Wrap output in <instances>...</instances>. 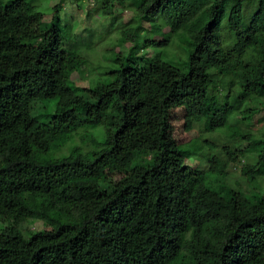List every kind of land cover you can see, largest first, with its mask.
<instances>
[{"label":"trees","instance_id":"16d2710c","mask_svg":"<svg viewBox=\"0 0 264 264\" xmlns=\"http://www.w3.org/2000/svg\"><path fill=\"white\" fill-rule=\"evenodd\" d=\"M128 1L102 0L101 15L113 19ZM252 1L142 0L143 16L120 29L131 48L113 61L107 81L86 88L71 81L74 50L57 38L60 6L54 32L37 36L24 29L32 5L0 0V219L11 222L0 229V264H264V196L223 197L209 179L225 177L239 151L223 147L225 160L206 155L208 172L192 168L170 122L182 109L186 128L200 122L206 133L230 135L264 106L255 99L256 85L264 95V0L247 17ZM223 17L234 38L229 49ZM158 21L178 30L192 21L179 34L183 69L156 50L165 44L145 37V48L158 53L139 56L143 23ZM219 87L225 103L214 99ZM129 99L132 117L124 112ZM93 128L99 141L87 135ZM239 132L230 136L247 142L242 154L255 155L241 170L253 182L264 177V130ZM75 137L92 148L71 146L56 157ZM27 220L51 231L24 235L17 227Z\"/></svg>","mask_w":264,"mask_h":264},{"label":"rangeland","instance_id":"374dc122","mask_svg":"<svg viewBox=\"0 0 264 264\" xmlns=\"http://www.w3.org/2000/svg\"><path fill=\"white\" fill-rule=\"evenodd\" d=\"M7 0H4L6 2ZM16 7L20 10L26 9L25 2L34 7V12L29 15L30 24L24 26V29L39 36L42 33H52L51 20L54 15V8L60 6L58 17L60 20L61 34L57 31V38L66 39L67 46L74 50L73 55V72L71 81L80 87H94L97 82H105L108 80L106 74L114 70L117 66L113 62L118 56H124L131 48V44L125 40L120 29L127 23H136L138 18L143 16L142 0H129L124 9H116L114 18L106 17L102 14V0H16ZM253 2V3H252ZM249 2L246 5V16L250 17L256 8V0ZM254 14V13H253ZM220 24V34L223 39L226 36L231 38L226 39L224 48L229 49L233 44L234 38L226 28V17H223ZM198 19V18H196ZM189 22L182 29L178 30L170 23L158 21L155 27L154 24L143 23L141 40L137 42L139 56L143 58L154 57L156 53L163 54L164 60L168 61L173 66L183 69L186 61V46L180 41L179 34L186 33L189 29ZM193 24V23H192ZM152 28V29H151ZM159 28V29H157ZM54 32V31H53ZM145 38L156 43H163L165 48L155 49L145 48ZM62 38V40H63ZM64 41V40H63ZM225 83H223V86ZM228 86V85H227ZM255 99L264 103V95L261 88L255 86ZM220 88V87H219ZM210 95V93H209ZM211 97V95H210ZM214 99L217 102L225 103L227 95L225 88H220L214 93ZM42 102L36 105L41 106ZM256 104H251V106ZM124 112L127 117H132L135 108V101L129 99L124 104ZM249 107V103L243 105L242 108ZM47 110L41 113L44 115ZM40 113V114H41ZM236 114L231 118V122ZM43 120V119H41ZM235 127H231L230 135L239 132V128L247 131L258 137L264 130V106H258V109L253 114L247 115L243 120H240ZM170 122L172 126V135L177 142L180 150L185 156V164L200 170L208 172L209 164L207 156L214 154L219 160H225L226 155L222 153L223 147H229L231 150L239 151L237 160L229 164L226 169L225 177H210V182L216 189L221 191L223 197H228L229 192H240L248 198H262L264 196V177L258 178L256 181L248 182L242 175L241 170L245 165L255 163L256 157L252 153H243L242 150L247 145L245 141H239L237 138H232L229 133L220 129L214 133H206L202 129V124L196 122L192 128H186L185 113L182 109H174L170 113ZM88 129L87 135H92L93 139L100 140L102 132L100 130L92 131ZM87 130V129H84ZM84 130H80L79 134H83ZM91 130V131H90ZM227 130V129H226ZM240 133V132H239ZM85 134V133H84ZM83 134V135H84ZM102 141V140H101ZM206 142L213 148L207 150ZM207 144V145H208ZM81 147L84 151L89 150L92 146L89 144L84 148L80 138L75 137L57 156H63L69 153L70 147ZM121 177L119 174L112 175L113 180H118ZM213 179V180H212ZM218 179V180H216ZM11 224L8 220L0 219V229ZM21 233L28 235L30 232H50L51 228L40 220H27L17 227Z\"/></svg>","mask_w":264,"mask_h":264}]
</instances>
